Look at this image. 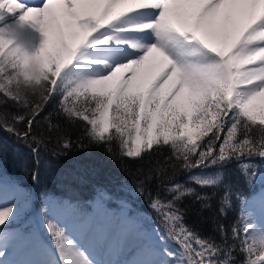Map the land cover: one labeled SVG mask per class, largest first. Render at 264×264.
Segmentation results:
<instances>
[{"label":"snow or ice","instance_id":"obj_1","mask_svg":"<svg viewBox=\"0 0 264 264\" xmlns=\"http://www.w3.org/2000/svg\"><path fill=\"white\" fill-rule=\"evenodd\" d=\"M105 48L122 54L110 61ZM0 129L31 149L34 185L49 144L56 157L97 147L128 159L136 169L121 170L166 226L150 232L131 201L103 188L88 198L42 192L51 264H156L161 253L171 264H264V211L249 207L264 204V192L249 195L264 183V0H0ZM234 162L249 192L224 184L219 212L226 216L235 198L239 215L202 238L181 204L195 197L210 209L216 192L166 183L167 168ZM190 180L221 186L220 176ZM31 200L0 174V264H43L41 250L50 255L25 217ZM154 237L179 251L158 249Z\"/></svg>","mask_w":264,"mask_h":264},{"label":"trees","instance_id":"obj_2","mask_svg":"<svg viewBox=\"0 0 264 264\" xmlns=\"http://www.w3.org/2000/svg\"><path fill=\"white\" fill-rule=\"evenodd\" d=\"M56 107L55 102L49 103L45 113L52 112ZM14 110V109H13ZM21 128L23 125H19ZM78 130H72V138L75 139ZM86 142V141H85ZM0 146H2V166L5 174L11 176L15 183L25 190H30L33 197V206H40L39 194L46 192L53 197L72 196L88 198L95 194L97 189L103 188L114 198H122L132 202L133 206L142 214L148 216L152 224L161 232H166V226L162 221L158 223L156 214L148 207L145 197L135 192L133 176L126 174L121 169L127 166L133 171L137 165L130 163L128 159H120L110 156L103 148L91 147L88 150L74 148L67 155L56 157L51 154L52 145L49 144V151L42 152L40 165V183L34 185L31 181L30 171L33 168L31 149L19 143L16 137L0 129ZM117 153L119 152L116 149ZM162 159V158H161ZM200 176L202 179L216 180L221 177V186L214 188H201L192 183L190 177ZM166 183H180L186 187H192L198 194L211 195L216 192L211 201L210 209H200V203L195 197L185 198L181 207L189 210L185 215V224L192 228L200 237L208 238L215 235L213 232L214 222L230 226L238 217V202L231 200L232 209L226 216L219 212L220 200L224 196V184H231L233 189L243 190L246 194L249 189L246 187L243 177L240 174L237 163H230L221 168L195 169L186 173L179 169L167 168L165 175ZM264 189V183L257 181L249 195L259 193ZM150 190L155 194L156 186L152 184ZM163 194V193H161ZM33 214V208L30 210ZM31 224L29 227L31 228ZM54 245V241L46 236ZM217 239L219 237L217 236ZM172 243L174 250H179L177 245Z\"/></svg>","mask_w":264,"mask_h":264},{"label":"rangeland","instance_id":"obj_3","mask_svg":"<svg viewBox=\"0 0 264 264\" xmlns=\"http://www.w3.org/2000/svg\"><path fill=\"white\" fill-rule=\"evenodd\" d=\"M107 59H109L111 61V58H107ZM0 174H2L4 182L17 185V183H15V181L13 180V178L11 176H8L5 174L4 167L2 165H0ZM26 191L31 193L30 190H26ZM262 192H264V189L259 193H262ZM15 199L18 201V208H20L21 206L24 205V198L21 194H16ZM33 203L34 202H33V197H32L30 206H25L26 207L25 217L28 220L29 224L32 225L31 228L34 230V232L37 233V244L41 245V244H44V242H41V239L43 238L42 240H44V237H46V236L50 237V234L46 230V225L42 222L41 206H38V207L35 206L34 207ZM249 207L255 209L257 216H259L260 213L262 211H264V204L259 203L255 199H253L250 202ZM32 208H33V214L29 213ZM58 215H59V213L56 211L55 208H53L49 213L50 219H53V220L57 219ZM143 217L145 219L146 228L150 232L153 229H156L155 226L150 227V225L152 224V221L148 216L143 214ZM69 231H71V229ZM72 235H73V237H75L76 240H78L81 244L84 245V241L81 240L82 238L77 233L72 232ZM153 239H154V244L158 249H167L168 252L179 251V250L173 249V247H172L173 245H172L171 241H168L165 244H161L157 237H154ZM41 251H42L43 264H51V259L57 258L56 249L54 251L49 250L50 255L47 254L46 250L42 249ZM156 264H171V262L167 259V256H165V255H163V253H161V255L156 260Z\"/></svg>","mask_w":264,"mask_h":264},{"label":"bare ground","instance_id":"obj_4","mask_svg":"<svg viewBox=\"0 0 264 264\" xmlns=\"http://www.w3.org/2000/svg\"><path fill=\"white\" fill-rule=\"evenodd\" d=\"M31 2H35V0H31ZM105 53L106 58H111V61L119 58L122 54L119 50L115 48H105L102 50Z\"/></svg>","mask_w":264,"mask_h":264}]
</instances>
